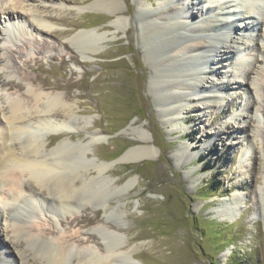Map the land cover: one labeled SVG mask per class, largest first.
I'll list each match as a JSON object with an SVG mask.
<instances>
[{
	"label": "rangeland",
	"instance_id": "1",
	"mask_svg": "<svg viewBox=\"0 0 264 264\" xmlns=\"http://www.w3.org/2000/svg\"><path fill=\"white\" fill-rule=\"evenodd\" d=\"M4 1L0 0V5ZM39 1L32 2L34 9L40 8L37 12L44 9ZM91 1L45 0V13L52 15L46 20L57 34H39L0 15V77L25 85L20 91L0 84V97L24 95L27 88L38 89L41 82L51 86L58 83L59 88L44 86V91L65 96L68 88L66 101L74 105L82 125L70 135L72 140L85 142L92 133L105 137L91 146L88 158L108 162L129 147L143 145L152 149V156L133 163L116 162L106 173L118 185L135 180L121 199V214L107 220L102 210L82 207L77 211L79 220L83 219L78 224H71L67 213L58 224L62 212L54 218L46 212L41 219L53 221L67 233L110 225L125 247L133 249L132 259L142 264H264V57L257 55L255 31H245L246 38L238 49L230 37H224L232 55L223 54L199 30L187 32L199 22L208 23L203 21L207 0L199 4L190 0L193 5L189 3L188 8L184 4L187 10L197 12L191 18H174L172 14L169 18L167 12L159 10L157 0H117L119 28L110 24L116 16L82 8ZM210 14L214 18L215 13ZM23 16L30 18L25 13ZM220 18L234 34L237 29L230 27L233 18L222 12ZM184 20L189 26L181 23ZM169 22L177 28H168ZM90 28L107 36L95 43L99 47L95 54L80 52L67 41L76 32ZM179 32L189 36L180 39ZM193 34H197L196 40L211 41L213 51L200 50L208 57L188 61L187 69L208 71L187 77L181 71L177 81L213 82L215 86L222 77L223 87L218 93L224 97L218 96L205 107L193 99L194 91L182 88L168 92L177 97L174 107L162 105L163 91H158V86L155 89L154 80L157 75L164 79V73H171L175 47L191 43ZM43 41L47 47L40 51ZM6 54L21 73L5 67ZM186 54L193 56L192 52ZM168 56L172 57L169 68L163 61ZM237 59L246 60V65L233 75ZM259 66L263 69L260 72ZM22 74L39 81L23 80ZM2 97L0 105L4 106ZM135 130L143 132L144 141L138 140ZM64 137L67 140L66 134L50 135L47 149ZM30 184L34 190L28 187V193L45 198L34 183ZM94 231L92 238L82 234L85 241L81 243L101 250L102 239Z\"/></svg>",
	"mask_w": 264,
	"mask_h": 264
},
{
	"label": "bare ground",
	"instance_id": "2",
	"mask_svg": "<svg viewBox=\"0 0 264 264\" xmlns=\"http://www.w3.org/2000/svg\"><path fill=\"white\" fill-rule=\"evenodd\" d=\"M33 1L5 0L0 5V15L5 14L6 19L20 22L21 25L35 30L39 34H57L49 24L50 20H46L51 19L52 15L45 13L47 10L45 0H40L44 9L38 12L37 10L40 8L34 9ZM157 1L159 10L167 12L169 18H171V14L174 15V18L184 15L191 18L192 15L197 14L193 10H187L189 3L193 5V1L190 0ZM200 1L202 0H197V4ZM185 3L187 8L184 6ZM206 3V17L203 14V21L207 20L208 23L199 22L195 26L186 28L188 33L193 29L199 30L201 34L218 45L223 54L232 55V47L224 40V37H230L229 41L235 43V47L238 49L242 47L241 40L246 38L245 31H255L257 55L264 57V0H207ZM82 8L116 16L110 24L115 28L120 27L121 19L118 17V13L121 9L117 0H92ZM211 11L215 15L217 14L214 15V18L210 14ZM221 12L226 17L233 18L230 27H233L232 31L237 29L234 34L226 27V20L220 18ZM24 13L30 17L26 18L28 20L23 16ZM259 16H261L260 21ZM182 22L189 26L186 20ZM167 27L177 28V25L169 22ZM14 28L18 29L16 26ZM220 29L221 32H218ZM211 30L213 34L209 33ZM183 35L187 36L188 34L179 32L177 37L182 39ZM196 35L191 36L193 38L191 43H183L181 46L175 47L173 54V66L175 67L171 73L168 71L170 77L167 72L162 75L165 77L164 79H160L161 76L157 75L154 80V82L156 81L155 89L158 86V91H163L160 100L162 105H171V107L173 105L174 107L177 97L168 94V92L172 93L176 89L182 88L201 92L202 96L194 92L191 95H195L193 99L203 103L205 107L214 103L218 96L224 97L222 94L219 95V91L223 87L222 77L218 78L220 83L215 86L213 82L205 85L189 81L180 84L177 81V77L181 76V71H184L182 75L185 77L208 71L206 68L187 69L188 61L196 62L198 57H208L207 54L199 53L200 50L213 51V49L211 50V41L203 38L196 40ZM171 38L173 39V37ZM106 39L105 34L98 33L95 28H90L76 32L67 41L80 52L87 50L95 54L99 52V47H96L95 43H101ZM39 45L40 51L47 47L45 41ZM182 51H185V54ZM191 52L194 57L186 54ZM179 53H182L184 57H179ZM9 55L6 54L5 67L20 72ZM0 60H2L1 57ZM171 60L172 57L169 56L163 60L168 68L171 67ZM244 64L246 65V60L237 59L232 74L237 75L238 71L242 72ZM258 68H260L258 72L263 70L260 66ZM244 72L246 74V71ZM22 79L29 80L28 82L31 83L39 81L37 77L28 74H22ZM0 84L5 89L17 88L20 90L25 86L24 83L22 85L21 82L1 77ZM44 86L59 88L58 83L51 86L41 82L38 89L29 87L24 95L1 96L4 98L5 104L4 106L0 105V232L3 236L0 241V264H142L140 261L132 259L133 249L125 247L120 236L110 229V225L106 228L103 225H95L88 231L77 230L67 233L57 228L53 221L48 223L46 219V223L45 219H41L43 215H47L46 212L52 214L51 218H54L58 212H62V215L59 214L61 218H57L58 224L62 223V217L66 213L70 214L68 219L71 224H78L83 220H79L77 215L78 209L82 207H88L93 211L102 210L107 220L111 216L121 214L123 205L121 199L133 187L135 180L130 179L118 185L106 173L108 174L110 166L116 162L133 163L152 156V149L143 145L129 147L116 160L108 162H99L88 158L87 154L92 150L91 146L101 142L105 137L92 133L89 134V138L85 142L73 141V137L70 135L80 131L82 125L77 118L74 105L66 101V97L70 95L68 88L65 89V96H63L59 92H45ZM159 86L161 87L159 88ZM191 95H187V97L190 98ZM243 115L247 117L245 113ZM237 118H241L240 113L237 114ZM131 131L133 132V129ZM135 132L138 133V140L144 141L143 132L138 130ZM64 134L67 135V140L66 137L61 138L55 145H52L53 147L47 149L50 135L62 137ZM30 183H34L35 188L37 187L41 193L46 195L45 198L38 199L36 194L28 193L27 188L33 189L32 187H34ZM113 202L117 204L114 205ZM21 216L26 219L21 220ZM94 230L102 239L101 250L81 243L85 241L81 235L88 233L90 234L88 237L92 238L91 232ZM75 241H79V243L77 244Z\"/></svg>",
	"mask_w": 264,
	"mask_h": 264
}]
</instances>
